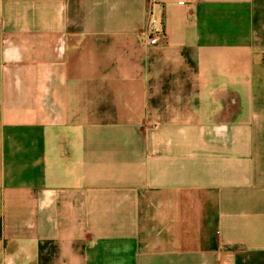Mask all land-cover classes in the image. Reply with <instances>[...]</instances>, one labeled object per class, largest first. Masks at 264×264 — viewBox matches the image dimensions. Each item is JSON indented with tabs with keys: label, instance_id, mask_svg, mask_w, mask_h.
Masks as SVG:
<instances>
[{
	"label": "crops",
	"instance_id": "crops-1",
	"mask_svg": "<svg viewBox=\"0 0 264 264\" xmlns=\"http://www.w3.org/2000/svg\"><path fill=\"white\" fill-rule=\"evenodd\" d=\"M0 264H264V0H0Z\"/></svg>",
	"mask_w": 264,
	"mask_h": 264
},
{
	"label": "built area",
	"instance_id": "built-area-1",
	"mask_svg": "<svg viewBox=\"0 0 264 264\" xmlns=\"http://www.w3.org/2000/svg\"><path fill=\"white\" fill-rule=\"evenodd\" d=\"M162 40V32L154 24H149L144 34V43L147 46H153Z\"/></svg>",
	"mask_w": 264,
	"mask_h": 264
}]
</instances>
